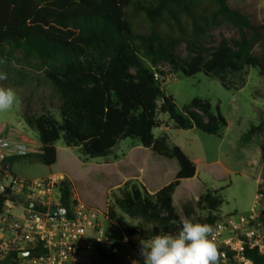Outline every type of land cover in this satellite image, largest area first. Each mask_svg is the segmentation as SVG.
<instances>
[{
    "label": "trees",
    "instance_id": "16d2710c",
    "mask_svg": "<svg viewBox=\"0 0 264 264\" xmlns=\"http://www.w3.org/2000/svg\"><path fill=\"white\" fill-rule=\"evenodd\" d=\"M224 24L233 25L239 39L232 44L224 39L208 52L207 35ZM182 42L187 45L186 59L177 54ZM18 52L43 64L61 116L59 121L50 113L36 115L24 108L21 117L38 133L42 146L18 158L52 167L58 159L55 144L62 138L67 147H79L85 161L109 157L120 141L134 139L156 155L177 161L174 180L158 192L129 180L108 204L109 221L134 250L140 239L178 232L182 218L174 194L183 180L196 175L194 162L181 147L169 143L167 136L156 138L154 131L172 125L222 137L228 126L219 106L214 109L209 100L196 97L179 109L143 57L153 67L166 62L187 77L239 72L247 66L264 76V15L258 17L246 0H0V60L6 64ZM158 97L164 101L159 103ZM263 131L264 121L253 125L242 142ZM260 148L264 163V142ZM18 158L6 161L9 170H0V181L11 175V163ZM60 190L62 205L70 211L71 183L61 182ZM10 197L24 203L6 188L0 195V216ZM222 205L219 191H206L196 206L208 216L193 220L215 226L222 220ZM129 219L139 223L132 225ZM91 242L95 251L115 261L114 252L97 240ZM245 255L252 264H264L260 248L246 249ZM19 261L14 253L3 264Z\"/></svg>",
    "mask_w": 264,
    "mask_h": 264
},
{
    "label": "rangeland",
    "instance_id": "374dc122",
    "mask_svg": "<svg viewBox=\"0 0 264 264\" xmlns=\"http://www.w3.org/2000/svg\"><path fill=\"white\" fill-rule=\"evenodd\" d=\"M246 1L249 8L257 9L258 17L264 15V0ZM224 39L232 44L239 39V31L231 24L217 27L207 35L204 47L210 52ZM177 54L182 59L188 57L187 45L184 42L179 45ZM15 56L16 58H11L6 64H0V71L8 74L7 80L0 81V85L12 87L21 102L14 109L0 113V132L8 124L17 125L24 108H28L36 115L50 113L61 121L58 100L46 81L42 70L43 64L34 59H26L21 52ZM143 60L153 70L158 80L163 82L162 90L174 98L179 109L199 97L209 100L214 109L219 106L229 123V128L223 131L222 137L209 136L199 130H180L179 136L173 130L168 133L169 143L179 145L187 156L200 157L204 161H221L239 172L224 176L220 165L206 167L197 162L198 176L183 181L174 194V205L179 215L186 217V213L192 220L198 216H208V212L197 209L195 202L199 194L206 191H219L223 199L221 216L249 211L260 190L256 183L259 167L254 163L257 149L252 145L245 153L237 149L235 144L238 141L245 144L242 142L244 135L253 125H259L264 121V76L257 68L247 66L239 72L219 70L212 76L200 72L187 77L181 72L176 73L166 62L153 67L147 58L143 57ZM163 119L168 120V116H163ZM26 132L39 140L35 130L27 127ZM154 134L156 138L163 135L159 129H156ZM255 137L261 145L264 142V131ZM55 147L58 148L59 157L52 170L51 167L36 160L14 159L11 163V175L2 180L4 187H9L11 178L36 181L47 177L51 171L56 174L64 173L71 178L72 193L73 195L76 193V198L80 202L107 212L108 204L113 201V195L117 193V190L110 192L112 187L122 181L126 175L138 171L139 166L146 169L154 167L157 162L151 160L152 156L159 158L134 139L120 141L115 149L120 157H123L124 153L128 154V159L120 164V167H125L123 170L117 165H106L107 159L113 156L85 161L81 149L67 147L63 138L55 144ZM162 160L167 164L166 170L155 182L171 183L178 171V163L176 160ZM240 160L242 162H239ZM251 163H254V167ZM132 164L135 165L134 169ZM240 171L251 172L253 175H243ZM21 210L22 208L17 213ZM129 222L132 225L139 223L131 219ZM86 238L100 239L104 244H110L118 249L114 252L115 261L92 250L89 253L92 264H128L130 260H137L139 264H143V258L139 255V246L132 250L127 245L123 233L109 221L104 222L102 235L89 229Z\"/></svg>",
    "mask_w": 264,
    "mask_h": 264
},
{
    "label": "built area",
    "instance_id": "2783aa9c",
    "mask_svg": "<svg viewBox=\"0 0 264 264\" xmlns=\"http://www.w3.org/2000/svg\"><path fill=\"white\" fill-rule=\"evenodd\" d=\"M28 154L25 144L0 138V170L8 159ZM66 180L70 182L61 175L36 181L11 178L10 196L21 197L26 207L25 213L16 217L11 210L15 203L11 197L5 204L0 216V264L22 252H28V256H18V264H92L89 253L94 249L86 233L91 229L102 235L103 224L109 218L107 212L86 206L75 195L66 215L51 216L52 207H64L60 185ZM29 202L33 203L32 208L27 206ZM214 227L218 230L219 264H252L245 255L246 249L264 251V190L257 193L248 212L222 216ZM93 240L103 244L100 239ZM105 248L112 251L114 247L105 244Z\"/></svg>",
    "mask_w": 264,
    "mask_h": 264
},
{
    "label": "clouds",
    "instance_id": "9594fccd",
    "mask_svg": "<svg viewBox=\"0 0 264 264\" xmlns=\"http://www.w3.org/2000/svg\"><path fill=\"white\" fill-rule=\"evenodd\" d=\"M0 60V64H4ZM8 74L0 71V81ZM20 98L12 87L0 85V113L14 109ZM218 230L211 224L189 218L180 221L177 233L162 232L139 240V255L143 264H219L220 254L216 243ZM132 264H139L133 260Z\"/></svg>",
    "mask_w": 264,
    "mask_h": 264
},
{
    "label": "crops",
    "instance_id": "0c3cea01",
    "mask_svg": "<svg viewBox=\"0 0 264 264\" xmlns=\"http://www.w3.org/2000/svg\"><path fill=\"white\" fill-rule=\"evenodd\" d=\"M20 117H21V115H20ZM27 127L28 126L26 125V123L24 122L23 118L21 117V119L19 120L17 125L8 124L7 126H5V128L0 132V138H7L8 140H10L12 142L25 144L27 146L28 150H29V154L37 153V152H39V150H40V148L42 146L40 138L38 140L37 138H33L31 136V134H27V132H26ZM228 128H229V123H228L227 128H225V129H228ZM171 130L176 131L175 134H177L179 136L180 130L174 129L172 127V125H169V126L165 125V126H163V127H161L159 129V131L163 134L162 136H167L168 140H169L168 133ZM222 136H223V132H222ZM173 145H175V144H173ZM235 145H236L237 149H240V151H243L245 153L248 151L250 146L255 145V148L257 149V153L255 155L254 163H255L256 166L259 167V172L257 174L256 183H257V186H258V190L259 189L260 190H264V163L262 161L261 148H260V144L257 142V138L254 137L253 140H251L250 142L245 143V144H241L238 141V143L236 142ZM177 146H179V145H177ZM56 149H57V154H58V148L56 147ZM148 150H150V149H148ZM259 150H260V152H259ZM115 151L116 150H114L113 155H111V156H113V158H108L107 159L106 165H117V166H119L120 169L123 170V169H125V167H120V164H121L122 161H126L128 159V154L124 153L123 157H120L118 154H116ZM154 155H156V154L154 153ZM111 156H109V157H111ZM156 156H158V155H156ZM58 157H59V155H58ZM158 157L159 158H157L155 156H152V158H151V160H155L157 162V164L154 167H149V169H146V168H144L142 166H139V170L138 171L133 172L130 175H126L124 177V179H122V181L118 182L116 186L112 187V190L110 189L111 190L110 192L112 193L113 190H118V188H120L125 182H127L129 180H134V181H137L138 183L142 184L150 193H156L160 189H162L163 187L168 185L169 183L157 184L155 182L165 172L166 165H167L166 162H164L162 160V159H166V158H163V157H160V156H158ZM15 158H18V157H15ZM191 159H192V161L194 162V164L196 166V175H195V177L198 176L197 162L203 164L206 167H211V166H214L215 164L220 165V167L222 168V171L224 173V176H229L230 174H232L234 172H236V173L238 172L237 169H235L234 167H230V166L224 164L221 161H204L200 157H195V158H191ZM239 162H242V160H240ZM254 163L253 164L251 163V165L253 167H254ZM131 166L134 169L135 165L132 164ZM53 167H51V170L53 169ZM178 171H179V165H178ZM178 171L176 172V174L178 173ZM240 174L248 175V176H252L253 175V173H251V172L249 173L247 171H240ZM51 175L65 176L67 179L70 180L71 184L73 185V182H72L71 178L68 175L64 174V173L56 174V173H53L51 171L50 175H48L47 177H49ZM195 177H193V178H195ZM44 178H46V177H44ZM193 178H191V179H193ZM186 180H190V179H186ZM183 181H185V180H183ZM201 194L202 193H200L199 196L197 197V199L195 200L196 203H197L199 197L201 196ZM74 195L76 196V193H74ZM25 207H26V205L24 203H14L11 210H12V213L16 217H21L25 213ZM20 208H22V210L17 213V211ZM185 216L186 217H183V216L182 217L180 216V217L182 219L183 218H188L186 213H185ZM88 240H93V239H88ZM103 245L105 246L104 243H103ZM117 251H118V249L115 248V247L112 250V252H117ZM128 264H131V263H128Z\"/></svg>",
    "mask_w": 264,
    "mask_h": 264
},
{
    "label": "water",
    "instance_id": "95a60500",
    "mask_svg": "<svg viewBox=\"0 0 264 264\" xmlns=\"http://www.w3.org/2000/svg\"><path fill=\"white\" fill-rule=\"evenodd\" d=\"M157 101H158L159 103H162V102L164 101V99H163V97H158V98H157ZM1 170H2L3 172H8V170H9V163H8V162H5V163L2 165ZM5 192H6V188L4 187L3 182L0 181V195L5 194ZM27 206H28L29 208H32L34 205H33V203H30V202H29V203L27 204ZM66 213H67V210H66V208H64V207H52V208L49 210V214H50L51 216H64V215H66ZM18 256H19V258L26 257V256H28V252H22V253L18 254Z\"/></svg>",
    "mask_w": 264,
    "mask_h": 264
}]
</instances>
